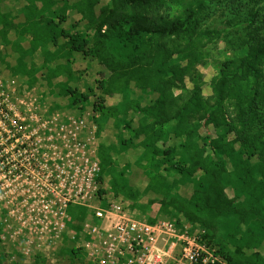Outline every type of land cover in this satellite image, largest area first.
<instances>
[{
    "label": "trees",
    "instance_id": "obj_1",
    "mask_svg": "<svg viewBox=\"0 0 264 264\" xmlns=\"http://www.w3.org/2000/svg\"><path fill=\"white\" fill-rule=\"evenodd\" d=\"M11 1L15 14L0 0V44L16 57L10 64L13 55L0 52V74L22 75L30 86L44 78L49 87L62 75L72 82L73 55L110 74L96 82L103 95L91 104L100 117L99 181L109 187L100 194L110 192L150 224L200 226L223 261L216 264H264V0ZM221 41L237 55L215 66L205 96L199 67ZM36 54L45 65L39 78ZM92 92L62 89L71 107ZM113 96L118 102L105 106ZM128 151L131 163L122 159ZM133 174L145 178L143 187ZM87 217L79 208L62 242L74 244L68 234ZM62 254L87 260L75 245Z\"/></svg>",
    "mask_w": 264,
    "mask_h": 264
},
{
    "label": "built area",
    "instance_id": "obj_2",
    "mask_svg": "<svg viewBox=\"0 0 264 264\" xmlns=\"http://www.w3.org/2000/svg\"><path fill=\"white\" fill-rule=\"evenodd\" d=\"M36 86L0 74V241L48 254L67 233V211L87 210L69 233L92 264L222 263L198 225L150 224L101 195L97 125L64 116Z\"/></svg>",
    "mask_w": 264,
    "mask_h": 264
},
{
    "label": "rangeland",
    "instance_id": "obj_3",
    "mask_svg": "<svg viewBox=\"0 0 264 264\" xmlns=\"http://www.w3.org/2000/svg\"><path fill=\"white\" fill-rule=\"evenodd\" d=\"M108 0H100V6L106 4ZM7 9L12 11L13 14L17 13L19 9V5L17 3L12 2L11 0H7ZM227 17H233L232 14H228ZM218 21V22H217ZM72 22L71 19L68 20V22L65 24V27L68 26ZM217 25L220 28H224L225 26L221 24V18H217L216 20ZM83 32L87 34H91L90 29H86L85 26H82ZM230 31H233L231 29ZM25 46V45H24ZM210 51V57L207 62V66L199 67L200 72L204 76V81L206 82V86L204 88V95L209 96L211 94V89L208 87L209 82L211 78L216 74V65L223 62L225 59L233 58L237 55V53L233 50V47L229 45L228 43H225L224 41H221L218 45L215 47L209 48ZM0 52L4 55L5 53H9L10 55H13L11 59H8L10 64H14V59L16 57L14 51L12 50V47H5L4 45L0 44ZM70 60H72V82L71 80L68 81L66 75H62L55 80L52 81L51 86H47L45 83L44 78L40 79L38 83H36L37 91L39 94L43 96L42 101L46 105H51L54 107L55 110L59 111L64 116H80L85 115V113H91L93 117V121L98 126V121H100V117L97 114H93L91 109V104L94 100H96L98 97L102 96V92L98 90V84L96 82L98 81H109L110 74L109 72L98 65V63L95 60H91L89 58H82V56H75L73 55L70 57ZM34 64H35V71L37 74V77L39 78L41 76L42 68L45 67L43 58L36 54L34 57ZM54 64L53 62H49L46 65V68H53ZM4 77H11V73H9L8 70H3L1 73ZM16 79L19 81H22L24 78L22 75L15 76ZM25 80V79H24ZM61 83V84H58ZM66 85H65V83ZM60 85V86H59ZM77 87L78 91L80 93H87L88 88H91L93 90L92 94H90V99L87 103L81 102L80 104L76 105L75 107H71L69 105L70 99L62 94V89H65L66 87ZM53 89L52 94L49 93L51 89ZM140 93H137L138 96ZM131 98V97H130ZM119 100L118 96L113 97H105V106H112L115 105ZM95 117V118H94ZM110 125V123H109ZM98 128V127H97ZM203 132V129H202ZM111 136V133L107 130L106 132ZM210 133H214L212 130ZM108 136V135H106ZM108 140L110 143H114L115 139L111 136L108 137ZM98 146H99V140H98ZM134 157L131 156V151H128L126 154L124 160L126 159L131 163V159ZM134 169V168H133ZM131 173V172H130ZM131 175V174H130ZM128 174L130 183H131V176ZM132 183L137 187L141 188L145 185L146 180L141 174H133L132 176ZM103 189H106V191H109L108 186H102ZM111 193L108 192L106 195L107 200H114L111 198ZM120 203V200H116ZM123 205L130 207L129 204L124 203ZM158 205L152 206V211L155 213L157 211ZM79 208L71 206L67 214L69 218L76 217L78 213ZM69 221L66 223L69 225ZM223 233V231L221 232ZM220 233V234H221ZM69 236V235H68ZM71 246L74 244L65 243L62 242L58 245H56L48 254H41L37 253L35 251H31L28 254L24 255L21 253H18V248L12 246L11 244L5 243L3 244L0 241V260L2 261V264H92L88 260H82L84 258V255H82V258H71L67 254H62V251L66 246ZM218 255V254H217ZM219 256V255H218ZM87 259V258H86ZM221 262L223 263L222 259Z\"/></svg>",
    "mask_w": 264,
    "mask_h": 264
},
{
    "label": "bare ground",
    "instance_id": "obj_4",
    "mask_svg": "<svg viewBox=\"0 0 264 264\" xmlns=\"http://www.w3.org/2000/svg\"><path fill=\"white\" fill-rule=\"evenodd\" d=\"M130 208V207H129ZM131 209V208H130ZM132 211V210H131ZM135 213V211H133ZM139 219V218H138ZM142 220V219H141Z\"/></svg>",
    "mask_w": 264,
    "mask_h": 264
}]
</instances>
